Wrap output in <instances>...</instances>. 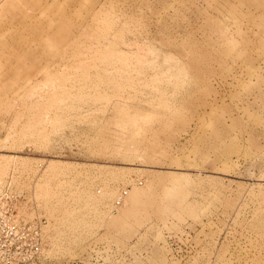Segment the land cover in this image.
Instances as JSON below:
<instances>
[{
    "label": "rangeland",
    "instance_id": "1",
    "mask_svg": "<svg viewBox=\"0 0 264 264\" xmlns=\"http://www.w3.org/2000/svg\"><path fill=\"white\" fill-rule=\"evenodd\" d=\"M52 3L0 0V198L36 264H264V0Z\"/></svg>",
    "mask_w": 264,
    "mask_h": 264
},
{
    "label": "built area",
    "instance_id": "2",
    "mask_svg": "<svg viewBox=\"0 0 264 264\" xmlns=\"http://www.w3.org/2000/svg\"><path fill=\"white\" fill-rule=\"evenodd\" d=\"M127 192H121L117 205L123 203ZM12 199L17 198L12 196ZM43 238L42 228L20 221L16 205L0 198V264H36L43 260Z\"/></svg>",
    "mask_w": 264,
    "mask_h": 264
},
{
    "label": "bare ground",
    "instance_id": "3",
    "mask_svg": "<svg viewBox=\"0 0 264 264\" xmlns=\"http://www.w3.org/2000/svg\"><path fill=\"white\" fill-rule=\"evenodd\" d=\"M13 1H14V0H11V3H12V4H13ZM49 2H50V1H49ZM56 3H57V2H56ZM52 4H55V0H54V3H52ZM46 11H47V10H46ZM9 30H10V29H9ZM9 30H8V29H1V30H0V34H1V33H5V34L7 33V34H8ZM11 31H12V30H11ZM2 35H3V34H2ZM1 37H2V36H1Z\"/></svg>",
    "mask_w": 264,
    "mask_h": 264
}]
</instances>
